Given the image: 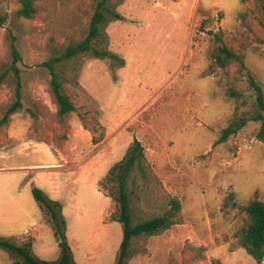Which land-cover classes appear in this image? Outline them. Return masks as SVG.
Instances as JSON below:
<instances>
[{"label": "rangeland", "instance_id": "rangeland-1", "mask_svg": "<svg viewBox=\"0 0 264 264\" xmlns=\"http://www.w3.org/2000/svg\"><path fill=\"white\" fill-rule=\"evenodd\" d=\"M100 0H35L30 20L19 0H0V65L11 32L20 53L22 107L15 82L0 85V238L28 241L33 255L56 261L59 250L32 190L60 205L75 264H115L121 225L105 182L136 140L146 179L127 182L133 223L163 216L172 201L176 224L132 240L124 264H256L239 247L241 208L264 202V143L254 86L264 94V14L261 0H110L92 49L56 66L75 111L61 124L44 63L82 40ZM225 47L232 59H214ZM246 121L225 142L221 133ZM20 263L0 249V264ZM261 264H264V259Z\"/></svg>", "mask_w": 264, "mask_h": 264}, {"label": "trees", "instance_id": "trees-1", "mask_svg": "<svg viewBox=\"0 0 264 264\" xmlns=\"http://www.w3.org/2000/svg\"><path fill=\"white\" fill-rule=\"evenodd\" d=\"M35 0H19L20 8L16 16L25 20H30L36 13L34 6ZM110 0H100L95 14L90 19L89 29L86 36L77 42L68 45L58 56L52 57L44 63V67L50 77L49 94L56 107V118L62 124L65 117L74 112L75 108L65 94L61 76L56 72V66L67 62L79 55L91 53L93 58L102 60L108 57L106 52H98L92 49L93 42L98 37V25L103 22V15L100 8ZM261 10L264 14V0H261ZM6 16H0V26L4 25ZM8 48V60L0 65V85L8 76H13L15 82L14 102L7 109L1 123H5L7 117L22 107L21 103V77L17 64L21 62L20 53L15 45L16 38L8 32L6 35ZM215 62L225 68L230 60H236L241 66L242 61L225 47H218L214 55ZM255 89L257 111L249 120L258 123L255 131V138L264 143V94L259 85L251 83ZM242 121L238 125H231L221 133L219 143L225 142L231 135L236 134L245 124ZM132 171H137L141 179H146V165L143 155V149L140 144L134 140L127 149L123 158L114 164L107 175L105 182L112 184V191L108 197L111 198L118 207L116 216L111 217V221L121 225L122 239L119 246L115 264H124L125 260L130 258V247L135 237H152L162 230H168L176 224V215L180 212L178 201H172L170 210L163 216L143 220L137 219L133 223V214L131 211V197L127 190L128 178ZM35 201L39 204L41 210L47 217L46 224L49 226L56 241L59 257L56 261L46 262L37 259L32 253L33 239L28 241H17L15 239L0 238V249L11 252L13 256L19 259L16 264H75L72 259L70 248L66 241L65 221L61 218L60 205L46 199L39 189L32 190ZM246 216V223L240 231L238 240L239 247L252 258L256 264H261L264 259V202L252 200L246 206L241 208Z\"/></svg>", "mask_w": 264, "mask_h": 264}, {"label": "crops", "instance_id": "crops-1", "mask_svg": "<svg viewBox=\"0 0 264 264\" xmlns=\"http://www.w3.org/2000/svg\"><path fill=\"white\" fill-rule=\"evenodd\" d=\"M33 239V238H32ZM32 245H33V243H32Z\"/></svg>", "mask_w": 264, "mask_h": 264}]
</instances>
